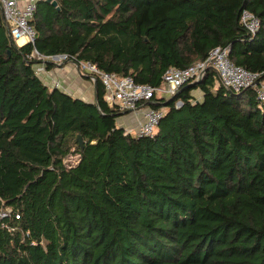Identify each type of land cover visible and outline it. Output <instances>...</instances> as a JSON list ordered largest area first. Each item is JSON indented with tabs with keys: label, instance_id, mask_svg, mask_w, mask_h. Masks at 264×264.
I'll list each match as a JSON object with an SVG mask.
<instances>
[{
	"label": "trees",
	"instance_id": "obj_1",
	"mask_svg": "<svg viewBox=\"0 0 264 264\" xmlns=\"http://www.w3.org/2000/svg\"><path fill=\"white\" fill-rule=\"evenodd\" d=\"M53 1H37L33 45L17 47L0 13V209L18 216L0 219V264H264V106L253 88L226 90L208 68L145 103L163 116L153 137H135L99 79L86 103L44 85L42 62L26 57L66 55L158 88L166 70L222 47L259 82L264 0ZM243 10L259 21L253 36Z\"/></svg>",
	"mask_w": 264,
	"mask_h": 264
},
{
	"label": "built area",
	"instance_id": "obj_2",
	"mask_svg": "<svg viewBox=\"0 0 264 264\" xmlns=\"http://www.w3.org/2000/svg\"><path fill=\"white\" fill-rule=\"evenodd\" d=\"M38 0H0V13L7 35L17 47L30 44L33 45L36 38V31L32 24L37 8ZM240 22L251 36L259 29L258 19L243 10ZM22 40L23 43H20ZM229 49L222 47L213 48L204 61L195 63L185 69L170 68L162 76V85L158 88L147 84H137L130 77H119L113 73H104L89 62L75 63L66 55L44 57L33 50L26 57L44 63H72L81 75L87 76L94 84L99 79L104 91V101L108 106L115 107L119 112L142 111L143 121L139 126L127 133H132L135 137H153L156 126L163 116L160 110H154L145 106L154 95L161 98H171L175 92L184 84L201 80L204 72L211 68L217 75L220 84L229 91L239 93L248 88H253L255 98L260 107L264 106V80L257 82L258 75L246 69L234 65L229 60ZM39 64L34 69L37 76L45 73L44 64ZM59 84L54 83V88ZM176 107L181 105L177 102ZM13 215L10 209H0V219H9Z\"/></svg>",
	"mask_w": 264,
	"mask_h": 264
},
{
	"label": "crops",
	"instance_id": "obj_3",
	"mask_svg": "<svg viewBox=\"0 0 264 264\" xmlns=\"http://www.w3.org/2000/svg\"><path fill=\"white\" fill-rule=\"evenodd\" d=\"M41 81L49 87H54V83H58V88L72 98L80 99L86 103L95 101L94 84L87 76L79 74L72 63H50V67L45 68ZM191 94L197 100L202 99V94L198 90H193ZM135 117L130 113L122 114L118 119V124L126 131H131Z\"/></svg>",
	"mask_w": 264,
	"mask_h": 264
},
{
	"label": "rangeland",
	"instance_id": "obj_4",
	"mask_svg": "<svg viewBox=\"0 0 264 264\" xmlns=\"http://www.w3.org/2000/svg\"><path fill=\"white\" fill-rule=\"evenodd\" d=\"M48 62L51 63L50 61H48ZM38 77L42 80V76L40 74ZM130 114H132L133 116L134 115L136 116L135 118H133V123H132L133 124L132 130H133V129L137 128L139 126V124L143 121V115H142V111H140V110L135 111V112H130ZM131 121H132V118H131ZM78 160H79L78 155L73 153L72 155L67 157V159L65 160V164L68 167L75 166L78 163Z\"/></svg>",
	"mask_w": 264,
	"mask_h": 264
},
{
	"label": "water",
	"instance_id": "obj_5",
	"mask_svg": "<svg viewBox=\"0 0 264 264\" xmlns=\"http://www.w3.org/2000/svg\"><path fill=\"white\" fill-rule=\"evenodd\" d=\"M46 3H48V4H51L52 6H54V7H56L57 5H56V2L55 1H53V0H44ZM199 82V80L198 81H196L195 83H198ZM94 87H95V85H94ZM95 99V98H94ZM128 113H130V112H125L124 114H128ZM77 142H78V145H81V143H82V139H81V137L80 136H78L77 137Z\"/></svg>",
	"mask_w": 264,
	"mask_h": 264
},
{
	"label": "bare ground",
	"instance_id": "obj_6",
	"mask_svg": "<svg viewBox=\"0 0 264 264\" xmlns=\"http://www.w3.org/2000/svg\"><path fill=\"white\" fill-rule=\"evenodd\" d=\"M20 43H23L22 40L20 41ZM16 45V44H15ZM27 45V44H26ZM24 46V45H23Z\"/></svg>",
	"mask_w": 264,
	"mask_h": 264
},
{
	"label": "clouds",
	"instance_id": "obj_7",
	"mask_svg": "<svg viewBox=\"0 0 264 264\" xmlns=\"http://www.w3.org/2000/svg\"><path fill=\"white\" fill-rule=\"evenodd\" d=\"M122 114H124V113H122Z\"/></svg>",
	"mask_w": 264,
	"mask_h": 264
}]
</instances>
